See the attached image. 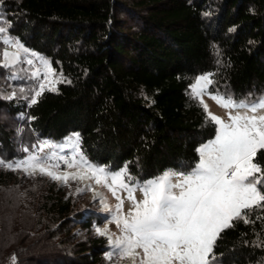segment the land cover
<instances>
[{"label":"trees","instance_id":"16d2710c","mask_svg":"<svg viewBox=\"0 0 264 264\" xmlns=\"http://www.w3.org/2000/svg\"><path fill=\"white\" fill-rule=\"evenodd\" d=\"M0 12L12 25L11 36L71 80L56 85L58 92L45 91L31 107L28 99L20 103L0 92V112L23 120L33 143L79 132L90 161L112 169L127 163L139 180L192 167L197 147L214 138L185 94L186 77L215 71L222 92L264 94V0H4ZM13 135L0 125V157L6 160L20 157ZM258 158L264 161V150ZM45 207L60 226L73 213L62 196ZM257 215L264 211L251 214L254 224L240 221L221 234L214 251L223 254V264H264V219ZM28 225H21L24 232L27 226L37 230ZM46 236L52 247L62 245L50 225L41 228V239ZM15 239L8 251L0 249V264L13 255L18 264L28 260L32 248ZM76 239L71 248L57 249L58 260L100 264L105 239Z\"/></svg>","mask_w":264,"mask_h":264},{"label":"snow or ice","instance_id":"6c2138e0","mask_svg":"<svg viewBox=\"0 0 264 264\" xmlns=\"http://www.w3.org/2000/svg\"><path fill=\"white\" fill-rule=\"evenodd\" d=\"M3 2L0 0V9ZM11 27L0 12V68L12 70L10 79L33 82L28 88L30 96H25L29 107L37 104L45 91L58 92L56 85L71 84L48 58L11 36ZM213 48L219 57V49ZM215 63L221 66L219 58ZM217 74L208 71L185 78L189 79L186 96L201 110L203 126L213 127L215 133L213 139L197 147L199 159L190 168L166 169L156 177L139 180L129 172L127 163L112 169L89 161L81 148L80 133L74 132L60 142L38 139L30 146L22 145L18 151L26 155L12 160L0 157V169L22 171L32 177L46 175L69 187L70 181L94 180L108 188L117 201L114 208L104 203L90 184L77 187L75 192L93 191V200L99 198L108 213L104 227L94 224L93 229L97 236L107 239L110 250L104 255L115 264L120 259H130L132 264H223V254L217 256L214 251L221 234L240 221L254 224L251 214L264 211V161L258 158L264 150V94L237 98L222 92ZM19 91L24 93L25 88ZM140 94L149 106L155 103L143 89ZM15 95L13 92L7 98ZM205 97L224 108L227 119L212 113ZM137 191L142 194L140 200L135 197ZM121 193L131 202L127 212ZM261 219L264 217L256 216V220ZM110 223L117 226L119 235L109 231ZM11 260L16 264L15 255Z\"/></svg>","mask_w":264,"mask_h":264},{"label":"rangeland","instance_id":"374dc122","mask_svg":"<svg viewBox=\"0 0 264 264\" xmlns=\"http://www.w3.org/2000/svg\"><path fill=\"white\" fill-rule=\"evenodd\" d=\"M1 47L2 45H0V51ZM9 50L11 51L12 49ZM11 71L12 70L0 68V92L7 97L15 92L16 95L14 98L17 102L22 103L20 99H25V96H30L28 88L33 82L24 79H10ZM20 75L23 76L25 74L21 72ZM27 81L29 83H26ZM21 87L25 88L24 93L19 91ZM205 100L209 104L212 113L227 119V112L224 108L218 106L214 101L207 97H205ZM0 125H3L7 130L14 132L13 136L18 145L16 150L17 153L20 152L18 149H20L22 145L30 146V144L33 143L29 138V132L26 129L24 121H16L6 109H2L0 112ZM18 129H23V131L18 132ZM62 140L55 142H60ZM65 151L67 152L69 150L66 149ZM24 155L26 154L20 152V157H23ZM92 163L103 166V164ZM122 167L123 166L119 168ZM0 177L3 178L0 180L1 250L8 251V247L16 243L15 237L18 236V238L21 237L24 246H30L32 248L27 255L28 260L24 262L25 264H62V261L58 260L59 252L57 249H68L74 244V242H72L74 236L77 238L76 241L102 238L105 239L106 246L102 250L100 264H115V260L109 261L104 255L106 251L110 250L107 245V239L105 237L97 236L93 229L94 224L99 227H104V220L108 213L99 202V198L96 201L93 200V191H85L81 194H76L75 192L77 187H85L90 184L95 192L99 193L100 197L103 198L104 203L110 208H114L117 201L108 188L103 184L96 185L94 180H85L83 182L70 181L69 187L51 180L46 175L37 174L32 177L25 175L22 171L14 172L4 169H0ZM69 193H71V195ZM59 196H62L65 200H70L73 208V213L70 216L69 222H64L63 226H60L61 223L54 224L50 217L45 213V205L47 204L48 199ZM121 196L122 198H125L123 210L124 212H127L131 206V202L126 199L125 193H121ZM135 197L137 200H140L142 199V194L137 191ZM22 224H31V227H37V230L28 228V225L24 232V227L21 226ZM45 225H50L52 230L56 229L57 237L63 239L62 245L57 242V246L52 247L51 240H49L48 236H46L47 238L41 239V228ZM108 228L111 233L119 235V229L114 223L108 224ZM38 230L39 232H37ZM37 241L38 243H36ZM56 241H58V238ZM71 254L76 256L75 253L67 252V256ZM63 256L65 255L63 254ZM8 264H12V260H10ZM16 264H18L17 260ZM118 264H132V261L130 259H120Z\"/></svg>","mask_w":264,"mask_h":264}]
</instances>
